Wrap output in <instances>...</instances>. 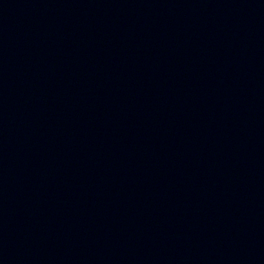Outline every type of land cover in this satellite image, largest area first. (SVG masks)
<instances>
[{"label": "water", "instance_id": "obj_1", "mask_svg": "<svg viewBox=\"0 0 264 264\" xmlns=\"http://www.w3.org/2000/svg\"><path fill=\"white\" fill-rule=\"evenodd\" d=\"M0 264H264V0H0Z\"/></svg>", "mask_w": 264, "mask_h": 264}]
</instances>
